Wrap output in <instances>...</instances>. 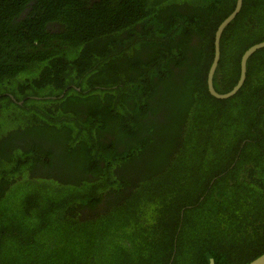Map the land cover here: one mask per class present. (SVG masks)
Segmentation results:
<instances>
[{
	"label": "trees",
	"instance_id": "obj_1",
	"mask_svg": "<svg viewBox=\"0 0 264 264\" xmlns=\"http://www.w3.org/2000/svg\"><path fill=\"white\" fill-rule=\"evenodd\" d=\"M235 2L0 0V264L264 253V48L234 96L206 85ZM263 41L264 0H243L218 93Z\"/></svg>",
	"mask_w": 264,
	"mask_h": 264
},
{
	"label": "water",
	"instance_id": "obj_2",
	"mask_svg": "<svg viewBox=\"0 0 264 264\" xmlns=\"http://www.w3.org/2000/svg\"><path fill=\"white\" fill-rule=\"evenodd\" d=\"M242 3H243V0H236L233 11L219 24V26L217 27L214 33V41H213L214 54H213L212 62L207 71L206 85H207L208 93L212 97L219 99V100L228 99L234 96L239 91V89L242 87L245 81V78H246V65H247V61L249 57L254 52L258 51L259 49L264 48V41H263V42L257 43L249 47L246 51H244V53L242 54L240 58V73H239L238 81L229 92L221 94V93H218L214 89L213 76H214V73L217 68L219 58H220V50H219L220 38H221V35L224 29L235 19L237 14L240 12ZM209 264H214L212 259H210ZM247 264H264V253L258 256L257 258L253 259Z\"/></svg>",
	"mask_w": 264,
	"mask_h": 264
},
{
	"label": "rangeland",
	"instance_id": "obj_3",
	"mask_svg": "<svg viewBox=\"0 0 264 264\" xmlns=\"http://www.w3.org/2000/svg\"><path fill=\"white\" fill-rule=\"evenodd\" d=\"M1 105H4V103H1ZM5 111V110H4ZM6 112V111H5ZM1 127L4 125L2 122H0Z\"/></svg>",
	"mask_w": 264,
	"mask_h": 264
}]
</instances>
